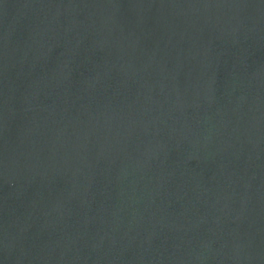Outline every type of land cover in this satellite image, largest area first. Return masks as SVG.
<instances>
[{"label":"water","instance_id":"95a60500","mask_svg":"<svg viewBox=\"0 0 264 264\" xmlns=\"http://www.w3.org/2000/svg\"><path fill=\"white\" fill-rule=\"evenodd\" d=\"M0 264H264V0H0Z\"/></svg>","mask_w":264,"mask_h":264}]
</instances>
